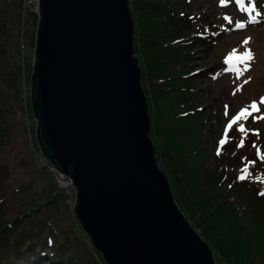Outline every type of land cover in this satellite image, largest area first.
<instances>
[{
	"label": "water",
	"instance_id": "obj_1",
	"mask_svg": "<svg viewBox=\"0 0 264 264\" xmlns=\"http://www.w3.org/2000/svg\"><path fill=\"white\" fill-rule=\"evenodd\" d=\"M134 36L128 0H36L35 139L105 264H219L157 160Z\"/></svg>",
	"mask_w": 264,
	"mask_h": 264
},
{
	"label": "trees",
	"instance_id": "obj_2",
	"mask_svg": "<svg viewBox=\"0 0 264 264\" xmlns=\"http://www.w3.org/2000/svg\"><path fill=\"white\" fill-rule=\"evenodd\" d=\"M128 2L135 22L132 46L140 58L151 116L150 136L176 201L212 247L217 263L264 264V195H261L264 193V129L248 125L241 131L232 123L218 158L207 164V146L195 120L203 106L199 105L193 93L195 87L187 78L197 72L189 44L194 40L204 41L205 34L199 29L193 30L190 18L179 13L176 0ZM16 38L7 34L0 18V82L13 87L17 94L22 85L26 88L24 100L32 162L47 176L49 185L45 191L34 190L32 195H27L28 200L15 213L0 221V231L18 218L31 219L33 213L48 203L69 205L65 200L68 193L57 187L44 165L34 135L27 91L33 38L29 48L17 46L7 54V40ZM8 114V108L0 102V152L4 149L10 154ZM0 183L3 184L1 177ZM3 192L0 198L6 194ZM59 246L60 242H56L50 264H105L94 246L92 259H77L70 251L61 256ZM25 249L33 251V246L22 245L13 254L16 256ZM23 264H32V261L26 260Z\"/></svg>",
	"mask_w": 264,
	"mask_h": 264
},
{
	"label": "rangeland",
	"instance_id": "obj_3",
	"mask_svg": "<svg viewBox=\"0 0 264 264\" xmlns=\"http://www.w3.org/2000/svg\"><path fill=\"white\" fill-rule=\"evenodd\" d=\"M250 1L176 0L179 13L190 18L193 30L199 29L205 34L204 41L194 40L189 44L197 72L187 78L196 88L193 87V93L199 105L203 106L195 120L207 146V164L218 158L232 123L240 130L248 125L264 129V18L250 22L249 17L256 15L251 9L259 0ZM35 15L36 0H0V18L7 34L17 37L7 40V54L17 46L19 49L30 47ZM24 89L22 85L17 94L13 87L0 82V102L8 108L11 127L8 133L11 153L4 149L0 152L3 183H0V196L3 191L6 193L0 198V221L15 213L28 200L27 195H32L34 190L45 191L49 185L47 176L32 162ZM253 102L258 111L250 107ZM245 109L247 112L240 115ZM57 187L68 193L65 200L69 205L48 203L33 213L31 219L18 218L1 230L0 264H23L26 260L32 264H50L56 242H60L61 256L70 251L77 259L94 257V247L73 214V187ZM29 243L33 251L25 249L16 256L13 254Z\"/></svg>",
	"mask_w": 264,
	"mask_h": 264
},
{
	"label": "built area",
	"instance_id": "obj_4",
	"mask_svg": "<svg viewBox=\"0 0 264 264\" xmlns=\"http://www.w3.org/2000/svg\"><path fill=\"white\" fill-rule=\"evenodd\" d=\"M25 90V89H24ZM24 98V97H23ZM44 158V165L46 168L51 172L53 179L57 183L59 187H63L66 185H70V178L65 176L63 172H60L52 163H50L45 157Z\"/></svg>",
	"mask_w": 264,
	"mask_h": 264
},
{
	"label": "bare ground",
	"instance_id": "obj_5",
	"mask_svg": "<svg viewBox=\"0 0 264 264\" xmlns=\"http://www.w3.org/2000/svg\"><path fill=\"white\" fill-rule=\"evenodd\" d=\"M245 1V0H244ZM250 1V0H249ZM252 1V0H251ZM250 1V2H251ZM249 2V3H250ZM247 3V2H246ZM252 7V6H251ZM246 10H248V9H246ZM252 11H254V12H256V15H255V17L257 18V19H263L264 18V0H259V2L257 3V5L255 4L253 7H252V9H251ZM257 13H259V16H257ZM240 14V13H239ZM252 27V26H251ZM253 30V29H252ZM260 30V29H259ZM250 32V31H249ZM257 33V32H256ZM263 33H264V26H263ZM250 35H252V34H250ZM255 35H257V34H255ZM264 41V40H263Z\"/></svg>",
	"mask_w": 264,
	"mask_h": 264
},
{
	"label": "snow or ice",
	"instance_id": "obj_6",
	"mask_svg": "<svg viewBox=\"0 0 264 264\" xmlns=\"http://www.w3.org/2000/svg\"><path fill=\"white\" fill-rule=\"evenodd\" d=\"M257 16H259V13H257ZM250 22L255 23L256 21H255V20H252V21H250ZM240 26L242 27L243 25H240ZM247 42H248V41L246 40L245 43H247ZM248 54H249V58H251V50H250V49L248 50ZM229 59H231V57H229ZM262 102H264V98H262ZM250 107H251L252 109H254V110H257V111L259 110V109L257 108V104H256L255 102H253V103L250 105ZM244 112H247V109H245L243 112H241L240 115H244ZM237 118H239V117H237ZM241 131H244V129L242 128ZM241 146H242V143H241ZM240 179H244V177L241 176ZM261 195H264V193H261Z\"/></svg>",
	"mask_w": 264,
	"mask_h": 264
}]
</instances>
